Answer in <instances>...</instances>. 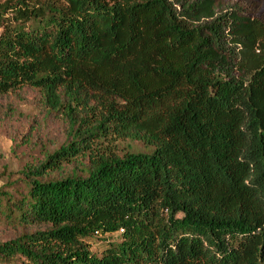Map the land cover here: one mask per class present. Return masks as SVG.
Segmentation results:
<instances>
[{
  "label": "trees",
  "instance_id": "obj_1",
  "mask_svg": "<svg viewBox=\"0 0 264 264\" xmlns=\"http://www.w3.org/2000/svg\"><path fill=\"white\" fill-rule=\"evenodd\" d=\"M257 10L0 2V100L33 90L67 124L58 149L0 189L14 234L0 264H264Z\"/></svg>",
  "mask_w": 264,
  "mask_h": 264
},
{
  "label": "rangeland",
  "instance_id": "obj_2",
  "mask_svg": "<svg viewBox=\"0 0 264 264\" xmlns=\"http://www.w3.org/2000/svg\"><path fill=\"white\" fill-rule=\"evenodd\" d=\"M5 0H0L4 2ZM257 16L264 18V0H256ZM67 124L56 114H48L37 92L24 89L0 100V189L18 182L25 167L41 161L45 152L58 149L66 139ZM129 149L122 145L121 152ZM14 236L9 228L0 227V242ZM100 241L92 249L100 253Z\"/></svg>",
  "mask_w": 264,
  "mask_h": 264
}]
</instances>
